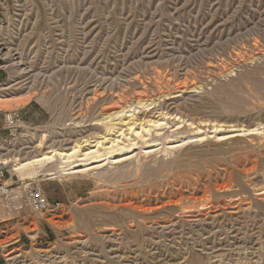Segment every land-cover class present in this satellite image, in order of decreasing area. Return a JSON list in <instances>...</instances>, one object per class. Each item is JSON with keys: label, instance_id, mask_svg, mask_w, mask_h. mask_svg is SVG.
<instances>
[{"label": "rangeland", "instance_id": "1", "mask_svg": "<svg viewBox=\"0 0 264 264\" xmlns=\"http://www.w3.org/2000/svg\"><path fill=\"white\" fill-rule=\"evenodd\" d=\"M2 1L0 111L31 135L7 156L118 146L72 175L7 167L0 264H264V0Z\"/></svg>", "mask_w": 264, "mask_h": 264}, {"label": "bare ground", "instance_id": "2", "mask_svg": "<svg viewBox=\"0 0 264 264\" xmlns=\"http://www.w3.org/2000/svg\"><path fill=\"white\" fill-rule=\"evenodd\" d=\"M1 59L4 61L7 60L9 62V64H4L2 68H10L11 66H13L14 70L18 72L19 75H22V77L20 78H23L24 77L23 75L27 73L26 72L27 68L20 69V67L22 66L21 61H16L10 64V62H12L13 60V58H11L10 51L7 50L6 53L1 54ZM236 83L237 81L234 82V84ZM191 88L194 89V87ZM7 101H8L7 98H3L2 96H0V104L5 103ZM254 131L256 132V130H250V129L233 130V132H237L239 136L252 134V132ZM43 141L44 140L42 139L39 143H37V145H35L32 148V150H30L31 157L27 159L23 158L25 160L20 161L21 158L6 156L0 159L1 163L4 164L5 166H8L10 171L16 174L20 178V180H24V179L35 180L40 175L55 178L56 176L55 174L58 173L60 175H72V174L80 173V170L76 168L78 163H82L86 160L98 158L100 151H104L110 154L113 152L116 146H118V145H111L108 148H103V143H97V145L95 144L94 146H91V147H96V149L90 151L87 148H85L86 146L89 145V142L83 141L81 143L74 144L71 148L65 151L63 150L48 151V146H46V144L43 143ZM40 149L41 151L45 150L44 154H41L43 152L39 151ZM51 165H54L55 167L57 166L54 172L52 170L48 172V166Z\"/></svg>", "mask_w": 264, "mask_h": 264}, {"label": "built area", "instance_id": "3", "mask_svg": "<svg viewBox=\"0 0 264 264\" xmlns=\"http://www.w3.org/2000/svg\"><path fill=\"white\" fill-rule=\"evenodd\" d=\"M3 4L4 1L0 0V7H3ZM28 130L18 110L0 111V159L7 156L11 149L12 152L30 149L31 135ZM7 167L0 160V197L5 202V208L19 210L20 206L17 205L18 195L16 192L19 186H11L4 181L5 176L11 174ZM21 190H23L25 201L33 212L43 213L48 209L49 204L45 194L38 185L28 181L22 186Z\"/></svg>", "mask_w": 264, "mask_h": 264}]
</instances>
